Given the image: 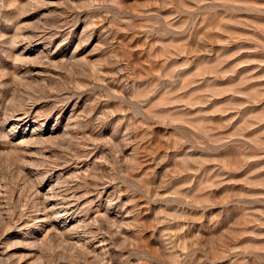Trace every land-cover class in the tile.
<instances>
[{
  "label": "rangeland",
  "instance_id": "obj_1",
  "mask_svg": "<svg viewBox=\"0 0 264 264\" xmlns=\"http://www.w3.org/2000/svg\"><path fill=\"white\" fill-rule=\"evenodd\" d=\"M0 264H264V0H0Z\"/></svg>",
  "mask_w": 264,
  "mask_h": 264
}]
</instances>
